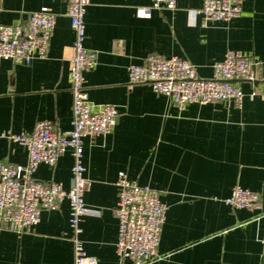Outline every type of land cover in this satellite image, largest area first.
<instances>
[{
	"label": "crops",
	"instance_id": "obj_1",
	"mask_svg": "<svg viewBox=\"0 0 264 264\" xmlns=\"http://www.w3.org/2000/svg\"><path fill=\"white\" fill-rule=\"evenodd\" d=\"M152 0H89L85 46L98 53L84 73L94 104L120 112L111 133L84 138V199L92 210L80 235L96 264H131L117 253L115 207L121 171L160 192L167 206L158 257L150 264H264V0H243V13L231 21L203 25V0H177L175 10L140 18ZM0 20L15 24L28 13L56 16L48 55L31 65L0 63V162L13 163L22 176L28 151L10 133L33 131L38 121L71 130L73 97L69 79L75 33L65 0H1ZM229 50L255 62L258 80L241 82V106L215 102L172 105L148 83L131 84L130 65L150 55L182 56L201 78ZM74 159L70 151L56 165L41 164L34 178L69 189ZM241 186L261 195L258 209L226 203ZM70 203L42 209L31 232L18 233L0 221V264H74Z\"/></svg>",
	"mask_w": 264,
	"mask_h": 264
},
{
	"label": "built area",
	"instance_id": "obj_2",
	"mask_svg": "<svg viewBox=\"0 0 264 264\" xmlns=\"http://www.w3.org/2000/svg\"><path fill=\"white\" fill-rule=\"evenodd\" d=\"M65 1L75 33L69 69L73 97L72 127L63 132L50 121H38L30 133L8 135L12 142L27 149L28 162L22 176L13 163L0 162V221L9 230L31 232L40 222L42 209H58L63 201L68 200L74 264H96L97 260L87 254L80 237L82 219L92 211L84 199L90 185L84 174V138L111 133L120 112L111 104H94L85 85L84 73L93 70L98 60V53L85 46V15L89 0ZM242 5L243 0H203L198 13L202 16L203 25L231 21L242 15ZM176 7L177 0H152L150 6L140 7L137 15L150 18L153 11L175 10ZM1 12L0 0V15ZM55 25L56 16L48 10L28 13L25 19L11 25L0 20V63L10 59L16 64L29 66L34 59L46 58ZM128 73L131 84H150L157 94L167 96L179 109L190 104L215 102L241 106L244 94L239 83L258 80L254 60L234 50H229L221 61L214 63L210 79L201 78L197 67L182 56L152 54L143 63L130 65ZM67 151L74 159L69 189L34 178V172L41 164L54 167ZM117 187L118 256L131 264H150L158 257L167 206L162 202L159 191L148 185H139L124 171L118 174ZM261 200L259 193L238 186L225 201L236 209H258Z\"/></svg>",
	"mask_w": 264,
	"mask_h": 264
}]
</instances>
